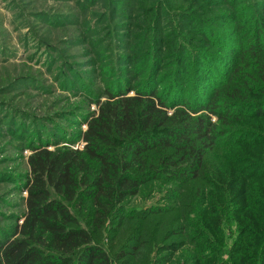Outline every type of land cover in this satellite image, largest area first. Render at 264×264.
Wrapping results in <instances>:
<instances>
[{"label":"trees","instance_id":"1","mask_svg":"<svg viewBox=\"0 0 264 264\" xmlns=\"http://www.w3.org/2000/svg\"><path fill=\"white\" fill-rule=\"evenodd\" d=\"M54 1H73L74 6L66 8L69 13L33 12L34 22L23 19L21 26L30 25L29 35L45 48L43 65L47 72L55 69L60 89L82 93L85 106L95 110L87 107L62 118L75 127L85 125L72 136L59 124L47 128L36 118L24 124L18 111L0 110L9 118L0 123V135L11 133L19 146L31 151L22 181L0 173L26 194L16 224L0 230V264H112L96 244L99 233L117 212L133 213L121 208L123 203L155 181L191 184L195 209L208 207L180 217L182 238L175 246L162 247L152 239L146 246L149 264L169 262L180 249L184 257L177 264H264V0L237 9L241 15L234 21L255 8V14L237 25L247 28L246 38L240 39L215 28L216 22L233 15H222L218 6L237 7L240 0H199L200 13L193 7L178 10L177 3L186 0H106L102 10L97 8L100 0ZM95 14L93 27L85 30L105 19L110 22L107 37L100 36L92 46L106 51L105 61L111 57L114 63L107 72L113 78L105 77L99 91L88 77L99 72L97 62L72 61L57 47L74 45L78 38L70 35L71 29L81 28L86 15ZM187 26L196 34V45L182 33ZM6 51L0 54L6 56ZM56 61L62 67L53 66ZM85 66L95 70L85 73ZM122 74H131L132 83ZM34 80H18L9 87H32ZM159 85H164L163 99L157 94ZM129 92L136 96L128 97ZM174 102L182 108L166 113ZM248 117L254 120L244 124ZM224 137L232 141L222 142ZM59 141L70 146L81 141L82 149L59 146ZM211 157L223 164L211 165ZM142 243L144 247L147 242ZM185 246L191 249L183 250ZM166 251L171 255L161 256Z\"/></svg>","mask_w":264,"mask_h":264},{"label":"rangeland","instance_id":"2","mask_svg":"<svg viewBox=\"0 0 264 264\" xmlns=\"http://www.w3.org/2000/svg\"><path fill=\"white\" fill-rule=\"evenodd\" d=\"M223 1L227 4L231 2V0ZM256 1L263 0H240L237 7L219 5V9L224 12L222 15H233L232 17H228L231 18L230 20L216 22V30L222 34H229L230 37H234V39L246 38L247 28L238 27L237 25L245 22L251 14H255V8H252L250 13L247 14L242 21L234 20L238 18V14L241 15V13L237 11L240 6H245L250 2ZM100 2L101 4H99L97 8L99 9L100 7V10H102V8L106 7L107 1L100 0ZM200 4L201 2L199 0H186L185 3H177V6H179L177 9L193 7L195 12L200 13L202 11ZM73 6V1L0 0V51L3 49L7 50L6 56L5 54L4 56L2 53L0 54V105H2L0 110L6 109L10 114L13 110L18 111L16 113L24 115L25 119L22 118L21 121L24 122V124H26L28 119L33 121L32 118H36L39 125H46L47 128L50 127L48 124H59L64 126L66 130H68L67 132H69L68 135L71 136L73 135V131H84L85 125L82 124L81 126L75 127L70 121H62V118L69 116V112L80 111L83 110V108L86 109L88 106H85L86 101H83L84 96L82 93L72 95L60 89L58 79L56 80L54 78L56 74L55 69L52 72H47V68L43 65L47 55L44 53L45 48L39 47L36 41L29 35L30 25L24 22L22 23L23 26H21V22L23 19L34 22L32 19L33 12L69 13L70 10L66 8H73ZM165 7L170 11L174 10L171 3H166ZM86 13L87 10H84L81 12V15L84 16ZM91 16L86 15L87 22L81 28H74L71 29L73 32H69L71 36L72 33H76V38H78V40L74 42V45H58L57 47L64 50L63 57H69L73 59L72 61L97 62L95 68L98 69L99 72L96 71L94 74H88V77L92 78L90 81L93 83V89L99 91L105 86V77H108V80L113 78L111 74L107 76V72L109 66L114 63L111 57L105 61L103 53H106V51L103 53H100L101 49L95 51V47L92 45L100 36L102 39L104 38L107 34L110 22L105 19L100 26L85 30L87 26L92 28L96 21V14ZM17 23L20 25L19 27H17ZM38 24L40 23H31L32 26L41 27L38 26ZM43 27L46 28V26ZM182 27H186V25ZM190 28L191 27H189V29ZM189 29L187 26V30L182 31V33L187 39L189 38L192 45H196V34ZM86 31L92 32L88 35H82ZM65 33L68 34L67 32ZM249 34L248 32L247 36ZM52 35H54V33ZM106 37L107 36H105V38ZM28 38H30L31 41L29 40L24 44L25 40ZM109 40L111 39L109 38ZM171 40L173 41L174 39ZM102 44L101 48L104 47L105 43ZM107 48L110 49V53H113L112 46L108 45ZM53 55V58L57 59L55 53ZM73 56L77 57L73 58ZM58 61H60V59H58ZM164 64H167V62ZM52 65L56 66V68L62 67L61 63L57 61ZM127 68H129V66ZM81 70L86 73L87 71L90 72L95 69L85 66ZM101 71H106V74H99ZM68 75L69 74L66 76ZM123 75L126 77V80L131 82V74H122V76ZM164 75L167 76V74ZM184 75L186 78L190 76V74ZM27 78L35 79L36 81H34L37 83H34L32 87L24 86L25 84L21 85L22 88H20L21 86H19V88L14 87L13 89L9 87L11 83H17L18 80L21 81ZM37 84H39V86H37ZM163 86L159 85V92H157L160 99H163V95L165 94ZM127 96L135 97L136 95L134 92H129ZM104 100L105 98H101L100 102ZM153 101L157 105V108L161 110L162 107H160L159 99L154 97ZM166 101L167 99H165L164 103H166ZM181 108V105L174 102L173 108L168 107V109H165V112L171 114L175 109ZM88 110L93 112L95 106L88 107ZM202 114L203 113L200 112L198 114H192V116L196 117ZM4 118L9 120L7 113L3 114V111H0L1 124ZM252 120H254L252 117L245 118L244 124L251 123ZM211 121L214 122L215 119H211ZM18 122L20 121L18 120ZM34 122L35 121H33V123ZM5 123H7V121H5ZM251 126L256 130L259 128L257 124H252ZM221 141L231 142L232 140L224 137ZM63 142L65 141H59V146H68L79 150L82 149L81 141L71 146ZM216 152L217 150L214 151V154H216ZM30 154V149L19 146L17 139L11 136V133L4 132L0 135V173L11 175L12 178L16 177L17 180L22 181L23 177L21 176H24L28 172L26 158ZM234 155L240 156L239 153ZM210 159L211 165L223 164V162L220 161L221 159H214V157ZM210 168L212 169V166H210ZM235 177L238 178V175L236 174ZM141 190L139 196L127 199L121 206V208L133 211V213L126 214L125 212H117L116 217H114L98 235L99 238L96 244L101 246L108 253L112 264H149L147 259L149 258L148 251L150 248L146 246L153 242L151 241L152 239H158L156 240L158 242L157 244L162 247L171 248L175 246L182 238L183 229L181 227L180 217H184L192 212L198 214L201 210L208 207L195 209V201L193 198L194 188L191 184L182 187V185L174 184V182L171 181H155L143 187ZM177 194H179V196L183 194L184 196H182V199L177 198ZM236 194H241V189L236 191ZM25 195L24 191L16 190L9 179L0 178V230L1 228L11 230L13 225L16 224L17 220L15 218L24 212ZM194 219L195 218L192 217L190 220ZM18 224L20 225L21 223L18 222ZM82 226L84 227L83 224ZM166 236L169 237L166 238ZM18 237V235H14L13 239ZM142 241L147 242L144 247L140 244ZM190 249L189 246L183 248V250L187 251ZM140 252L141 254H139ZM170 255L171 251H166L161 256ZM136 256L137 258L135 259ZM183 257L182 250L180 249L172 255L171 261L169 260V262H149L151 264H177L178 260L183 261Z\"/></svg>","mask_w":264,"mask_h":264}]
</instances>
